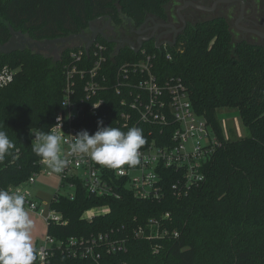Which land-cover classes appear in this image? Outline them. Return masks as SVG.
Instances as JSON below:
<instances>
[{
	"label": "trees",
	"instance_id": "16d2710c",
	"mask_svg": "<svg viewBox=\"0 0 264 264\" xmlns=\"http://www.w3.org/2000/svg\"><path fill=\"white\" fill-rule=\"evenodd\" d=\"M171 1L0 0V44L10 39L11 28L44 40L80 33L100 16L111 17L117 25L125 16L139 27L148 15L165 17ZM97 40L113 49L114 44L105 38ZM144 46L156 54L157 74L184 79L196 112L217 136L218 145L203 166L204 182L177 197L172 188L177 171L164 169L165 195L160 200L139 199L128 191L120 198L95 196L78 182L74 199L61 195L52 204L67 223L49 225L47 233L57 242L99 233L126 239L127 250L104 254L102 264H264V45L246 40L234 43L230 23L219 16L190 23L168 49L154 43ZM70 48L61 54L62 59L30 49L0 52V68L7 64L16 69L14 80L0 87V130L15 145L0 160V189L24 183L43 169V160L32 151V132H49L63 108L64 62ZM140 57L125 47L107 66L111 70ZM100 95L107 101L103 119L117 110L120 96L113 86ZM224 109L239 112L249 135H225L219 115ZM105 205L110 212L92 220L83 217L86 210ZM167 212L170 217H165ZM154 218L170 234L151 239L135 236L134 228ZM157 244L160 248L155 251ZM34 250V264H38L36 246ZM51 264L95 263L62 252L56 244Z\"/></svg>",
	"mask_w": 264,
	"mask_h": 264
},
{
	"label": "built area",
	"instance_id": "2783aa9c",
	"mask_svg": "<svg viewBox=\"0 0 264 264\" xmlns=\"http://www.w3.org/2000/svg\"><path fill=\"white\" fill-rule=\"evenodd\" d=\"M168 46L165 44L163 48L168 49ZM136 53H140L139 59L117 64L111 70L107 66L108 60H115L116 47L111 50L97 39L89 49L85 45L71 46L67 53L64 62L66 86L63 108L58 111L49 130L56 131L68 141L61 145V155L67 163L62 172L58 173L60 190L51 197L48 202L49 211L44 215V199L35 194L31 187L38 173L32 174L24 183L5 188L27 193L24 205L26 211L43 216L47 226L67 223L63 213L53 208L52 204L61 195L74 199L78 182L83 183L87 191L95 196L120 198L123 192L128 191L136 198L152 200H160L165 195L164 169L177 171L178 176L172 186L177 197L187 194L191 186L204 182L206 175L203 166L218 145L216 134L207 119L196 112L184 79L176 75L162 78L157 74L156 54L149 52L144 45ZM167 57L171 58L169 52ZM15 75L14 67L7 64L2 66L0 87L10 84ZM109 86H113L120 100L117 101V110L106 113L102 119L107 101L100 93ZM93 104L98 106L94 107ZM98 119L103 120V126L119 128L125 133L132 127L142 129L146 142L139 149L138 164H125L112 169L97 163L89 155L71 152V144L75 139L73 135L81 130L93 134L97 130ZM34 132L38 131L32 132L33 138ZM41 163L47 175L56 174L46 170L43 161ZM66 186L71 190L61 191ZM108 212V205L94 207L86 210L83 217L92 220ZM165 217H170V213H165ZM162 226L161 221L154 218L133 231L135 236H146L149 239L170 234L169 228ZM173 234L178 235L176 231ZM56 244L62 252L91 259L95 264H102L104 254L127 250V240L116 238L110 233L71 236L59 242L55 236L47 233L44 241L36 245L38 264H51ZM159 248L157 244L155 251Z\"/></svg>",
	"mask_w": 264,
	"mask_h": 264
},
{
	"label": "clouds",
	"instance_id": "9594fccd",
	"mask_svg": "<svg viewBox=\"0 0 264 264\" xmlns=\"http://www.w3.org/2000/svg\"><path fill=\"white\" fill-rule=\"evenodd\" d=\"M97 125L93 134L81 130L73 135L72 153L89 155L112 169L139 163V149L146 142L142 129L132 127L125 133L119 128L103 126L102 119L97 120ZM34 133L32 151L52 172H62L67 162L62 158L61 145L68 141L54 130ZM14 148L8 134L0 130V160ZM26 196L27 193L0 189V264H34L36 260L31 235L34 222L24 207Z\"/></svg>",
	"mask_w": 264,
	"mask_h": 264
},
{
	"label": "flooded vegetation",
	"instance_id": "af4514ba",
	"mask_svg": "<svg viewBox=\"0 0 264 264\" xmlns=\"http://www.w3.org/2000/svg\"><path fill=\"white\" fill-rule=\"evenodd\" d=\"M189 2H194L212 9H201ZM236 3L240 5L239 16L235 23L236 28L243 34L253 35L259 39H264V16H261L256 9L255 0H245V7L243 9L241 1L225 2L222 0H180V4L174 12L172 11L173 5L169 4L165 17L148 15L141 26L136 27L132 24L130 32L127 35L120 34L112 27L119 25L113 23L110 27L106 25V21L101 20L94 22V24L84 30L82 34L91 35L94 32L93 30L96 29L99 32L97 39L100 37L105 38L106 36L109 39L125 40L119 44L113 43V47L118 45L121 49L130 47V44L138 46L140 41L144 42L143 45L146 43H154L155 45L161 44V46H164L165 44L170 45V43L172 44L174 42L176 44L179 36L184 32L191 21L198 18L197 11H218L220 15L216 17H219L222 13L229 12L231 10V6ZM221 6H223V8H221ZM182 18L187 22L186 27ZM81 41L82 38H76L66 43H52L49 44L48 47H45L44 52L57 58L62 48L65 46H77Z\"/></svg>",
	"mask_w": 264,
	"mask_h": 264
},
{
	"label": "rangeland",
	"instance_id": "374dc122",
	"mask_svg": "<svg viewBox=\"0 0 264 264\" xmlns=\"http://www.w3.org/2000/svg\"><path fill=\"white\" fill-rule=\"evenodd\" d=\"M255 2H256L255 7L258 10L259 14L261 16H264V0H255ZM170 4L173 5L172 11L174 12L177 6L180 4V0H172ZM221 8H223V6H221ZM239 12H240V5L236 3L231 6V10L229 12L227 13L224 12L221 14V16L225 17L230 23L231 31L233 34V42L235 43L241 39H244L253 44L264 45V39H259L253 35L243 34L240 30L236 28L235 23L238 19ZM197 15L198 18L193 19L191 21L192 24L198 21L211 19L220 14L218 13V11L217 12L197 11ZM101 21H107V19ZM132 24L133 23L128 18L123 16L122 22L118 24L119 26H115V27L112 26V27L120 34L127 35L130 32ZM219 115L221 118L223 130L227 137H231L234 135L235 137H246L247 135H249V131L245 126V124L243 123L242 118L237 110L224 109L220 112ZM44 167L46 170H50L45 163H44ZM31 187L35 194L43 197L44 199L43 206L45 208L44 215H47L49 211L48 202L50 201L51 197L57 191L60 190V179L58 173L54 175H47L42 169V171L37 175L35 184H33ZM69 190H71V188L68 186L61 188V191L63 192ZM27 212L29 214V217L34 222V227L32 229L31 235H32L33 245L35 247L37 244H40L41 242L44 241L45 236L47 235L48 226L43 216L29 211Z\"/></svg>",
	"mask_w": 264,
	"mask_h": 264
},
{
	"label": "water",
	"instance_id": "95a60500",
	"mask_svg": "<svg viewBox=\"0 0 264 264\" xmlns=\"http://www.w3.org/2000/svg\"><path fill=\"white\" fill-rule=\"evenodd\" d=\"M222 1H225V2L241 1L242 9L245 7V0H222ZM189 3L193 4L194 6H196L198 8H201V9H205V10L212 9V8H209L206 6L199 5V4L194 3V2H189ZM187 4H188V2H187ZM105 19H107L106 25L111 27L113 25L112 18L107 17V16H100V17L92 20L90 22V26H92V24H94V22H96V21L105 20ZM183 20L185 22V27H186L187 22L185 21V19H183ZM93 31L94 32L91 35L82 34V32H83L82 31L80 33H74V34H71V35L66 36V37L63 36V37H57V38H46L44 40H36V39H32L27 33H23L22 31H16L13 28H11V37L6 43L0 44V52L1 53H12V52H15L18 50L30 49L37 54H43L46 57H52L50 54H47L44 52L45 47H48L49 44H52V43H60V42L66 43V42H69V41L74 40L76 38H82V41L77 46L85 45V47L87 49H89L90 46L93 44V42L97 39L98 33H99L98 30H96V29H94ZM105 39L109 42L116 43V44H119V43L125 41V40H121V39H109L106 36H105ZM143 44H144L143 41H140L138 46L130 44V48L135 52H139L140 49L142 48ZM170 45H175V42L172 44L170 43ZM67 47H69V46H67ZM67 47L65 46L64 48L61 49V51L58 54V57L56 59H60L61 54L65 51V49ZM156 47H161V44H156ZM120 50H121V48H119L117 45L116 46V53L118 54V52Z\"/></svg>",
	"mask_w": 264,
	"mask_h": 264
},
{
	"label": "crops",
	"instance_id": "0c3cea01",
	"mask_svg": "<svg viewBox=\"0 0 264 264\" xmlns=\"http://www.w3.org/2000/svg\"><path fill=\"white\" fill-rule=\"evenodd\" d=\"M33 213V212H32Z\"/></svg>",
	"mask_w": 264,
	"mask_h": 264
}]
</instances>
